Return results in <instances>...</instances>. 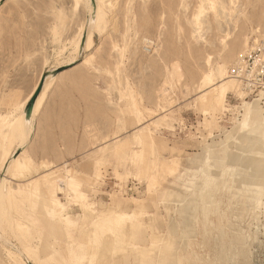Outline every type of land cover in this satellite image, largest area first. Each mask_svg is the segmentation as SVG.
<instances>
[{"label":"rangeland","instance_id":"obj_1","mask_svg":"<svg viewBox=\"0 0 264 264\" xmlns=\"http://www.w3.org/2000/svg\"><path fill=\"white\" fill-rule=\"evenodd\" d=\"M75 2L76 0H5L4 5L0 6V21L3 20L5 8H7L13 22L10 26L0 23V73L7 70L14 86L24 87L28 83L30 67L17 61L24 54L26 48L35 47L36 41L44 43L43 51L48 57H61L65 51L71 55L73 43L76 49L79 36L77 33L80 32V28L87 18L84 8L85 0H79L81 10L74 19H61L55 10L50 11L46 7L49 4L67 7ZM206 3L207 0H120L117 12L119 28L117 32L112 33L114 42H122L126 32L134 33L137 29L141 33L146 31L149 38L155 36L157 41L162 42L165 66L175 63L182 71V76L176 79L177 88L172 96L171 105L165 104L160 99L165 69L160 70L157 66L152 75H141V58L148 55L142 50V36L140 42L135 45L136 51L129 58L126 68L128 75L124 81L125 86L131 81L134 90H137L132 105L140 114V119L128 114L113 123L110 117H106L105 98L102 95V91L112 82L101 76L99 83L93 85L92 80L85 75V70L73 65L71 71L68 70L69 72L63 76L67 77V84L63 88H58L51 102L50 113H45L46 131L41 128V121L37 122L35 128L38 136L46 137L50 154L55 156L63 148V143L69 136L74 142L79 140L80 147L76 148L77 152L90 149L103 140H107L106 135L99 133L98 128L87 122L89 120L96 121L99 118L106 119V126L109 129V134L114 137V142L103 148H98L96 152H91L88 156H82L79 160L75 158L74 154H70L72 155L71 160L60 155L58 159L64 160L65 166L58 165L56 170L59 172L64 171L62 168L71 170L74 174L79 175L83 184H90L91 189L87 188L85 194L97 208L99 207L97 206L98 202L105 205L116 200L119 206L124 207L131 199H137L147 207L144 217L147 220H156L159 229L164 232H167L168 223L163 219L165 212L162 210L160 202L164 199V195L168 194L170 202L176 204L178 209H186V217L183 222L192 234V238L198 239V241L201 240L199 232L201 225L193 213L196 212L199 217L200 210L192 209L196 204L192 196L200 188L198 181L201 177V168L206 165L208 160H212L216 164L230 165V157H227V161L223 162L222 150L226 148L229 137H233V140L238 142L239 137L243 135L245 129L238 130V124L243 118L245 97L247 101L258 99L259 104L264 106V90L254 91L246 81L231 75L229 71L233 63L238 64L239 60L235 59L238 49L247 54L259 44L264 46V35L257 32L261 19L264 18V0H238V2L237 0H219V2L216 0V4L223 7L217 8L216 13L206 10V13L200 17V29H198L194 14L197 13L200 5L206 6ZM234 3L252 5L251 9L246 10V21L233 16L231 5ZM16 5H20L21 8H16ZM29 5L32 7H28ZM21 15L26 17V22L21 20ZM253 25H255V30ZM202 36L204 39L211 36L218 41L224 40L226 37L230 40L223 45L227 51L223 62V77L235 80L237 88L230 89L224 98H221L217 93L205 97L212 88L220 87L225 81L219 86L204 83L201 75L205 52ZM94 40L95 47L99 48L103 43L104 49L110 52L109 48L113 44L110 38L101 41L100 32L97 31ZM79 51L81 50L77 52ZM263 57L264 50L255 62L254 72L264 62ZM65 64L67 65V63ZM43 72L44 69L41 68V73L43 74ZM216 79H221L220 75L214 77L213 81ZM77 81L81 82L80 86L73 88L72 85ZM119 84L120 81L117 80L115 84H112V87L118 88ZM202 89L205 90L203 94H201ZM166 111L167 114L164 115ZM157 116L159 119H154ZM16 118L18 119L8 110L4 99L0 96V147L8 136L6 125L15 122ZM141 120H154V122L148 127L140 128ZM151 132L152 135H150ZM143 135L151 138L150 149L147 151H144L140 142ZM12 148L13 153L18 151L17 144H14ZM117 148L118 150H116ZM234 150L233 147L229 148L231 153ZM259 150L256 149L252 153H248L247 158L263 165L264 150ZM24 154V152L20 153L21 156ZM97 156L102 162H106L99 180L90 176V172L95 171V157ZM1 161L2 159H0V163ZM49 162L55 163L52 160ZM40 174L46 173L40 172ZM39 175L33 176V179ZM9 182L13 190L17 191V197L28 191L27 187L30 181L18 184ZM221 194L224 195L223 188ZM63 202H66V199L63 198ZM13 206L15 210H20L17 198ZM245 206L246 204L240 203L234 207L237 208L235 210L231 206L232 209L227 211V216L231 217L232 229H235V233L240 228L245 229V231L243 230L245 237L249 234L247 239L249 242L245 248H248L249 253H252L251 264H264V195L262 205L256 211L258 216L255 222L253 217L245 215ZM226 207L225 203L221 205V209ZM72 209L71 214L75 215L76 223L78 222V209L75 207ZM171 216L175 217L174 214ZM241 216L244 217L242 223L240 221L242 219H238ZM244 222L249 226H246ZM253 232L257 235V240H253L255 236ZM35 243L37 246L41 245L39 241ZM48 247L50 249V243H48ZM231 250L233 251L226 254L236 253L234 248ZM199 254L205 258L208 255H214L215 251L205 252L201 248ZM179 255L180 249L178 250ZM24 259L27 260L25 257ZM10 260L8 253L3 251V254L0 255V264H3L4 261L7 264ZM13 264L16 263L13 261Z\"/></svg>","mask_w":264,"mask_h":264},{"label":"bare ground","instance_id":"obj_2","mask_svg":"<svg viewBox=\"0 0 264 264\" xmlns=\"http://www.w3.org/2000/svg\"><path fill=\"white\" fill-rule=\"evenodd\" d=\"M85 2L88 5V15L80 28L75 50L83 51L89 47L88 31L92 33L91 44L95 47L96 29L101 26L107 32L105 39L110 38L115 43L112 33L117 32L119 28L117 12L120 0H97V3L102 5V14L97 18L95 26L92 24L93 17L90 14L91 5L88 0ZM211 4H216V0H207L206 6L200 5L197 13L194 14L198 29H200V17L206 13V10H211L208 7ZM213 12L216 13V10ZM72 66L71 63L65 64L60 70L66 69L57 72L55 77L52 72H48L45 79L63 77ZM163 72L160 99L165 104L171 105L172 96L177 88L176 79L173 80L169 75L167 66ZM234 88H237V82L227 77L220 87H214L208 93L206 92L205 97L217 93L224 98L226 93ZM244 99L243 118L238 124V130L245 129L243 135L239 137L238 142H235L233 137H229L226 148L222 150L223 162L230 157V165L216 164L208 160L201 168V177L198 181L200 188L192 196L196 203L192 209L200 210L199 217L196 212V214L193 213L201 225L200 241L192 238V234L183 222L186 209H178L176 204L170 202L168 194H165L160 202L165 212L163 219L168 223L167 232H164L159 229L156 220H147L144 217L147 207L137 199H131L124 207L119 206L116 200L105 205L98 202L97 208L85 194L87 188L91 189L90 184H83L79 175L62 168L64 171H60L61 173L55 170L40 174L29 182L28 191L21 193L20 197H17V191L13 190L9 181H3L0 178V255L6 251L8 257L16 264H27L29 259L32 260V264H251L252 253L245 248L249 242L247 241L249 234L245 237L243 235L245 229H238L234 225L238 229L235 233V229H232L231 217L227 216L229 209L244 203L246 204L245 215L253 217L255 222L258 216L256 211L262 205L264 195V164H257L253 159L247 158L248 153L256 149L264 150V106L259 104L258 99L252 101H247L246 97ZM26 108L22 110L21 115L17 116V120L14 119L15 122L6 125L8 136L0 147V159H2L0 167L6 156L13 154L12 146L17 144V152L20 154V146L32 135L34 129L27 122L34 119L33 112L31 118L27 119ZM34 109L35 106L33 111ZM148 111L151 112L149 109ZM140 142L144 151L150 149V137L143 135ZM5 145L6 153L3 151ZM232 147L235 149L233 153L229 151ZM16 198L20 210L14 209L13 204ZM63 198L66 202H63ZM224 203L227 207L221 209ZM74 207L79 213L76 223L75 215L71 214ZM171 214L175 217L172 218ZM242 216L238 218L242 219L241 223L244 219ZM247 224L246 226H249ZM256 236L255 234L253 240ZM36 241H39L41 245L37 246ZM48 243L51 245L50 249ZM201 248L205 252L215 251V254L204 258L202 254H199ZM232 248L236 253L226 254L232 252ZM3 264L6 262L4 261Z\"/></svg>","mask_w":264,"mask_h":264},{"label":"snow or ice","instance_id":"obj_3","mask_svg":"<svg viewBox=\"0 0 264 264\" xmlns=\"http://www.w3.org/2000/svg\"><path fill=\"white\" fill-rule=\"evenodd\" d=\"M5 0H0V6H3ZM91 5V16L92 24H97V18L102 14V5L97 3V0H88ZM16 8H21L20 5H16ZM28 7H32L29 5ZM50 11L55 10L56 14L61 19H74L81 10V4L79 0H76L74 4H69L67 7L57 4H49L46 6ZM208 7L215 11L218 7H223L218 4H211ZM252 5L246 3H234L231 5L233 16L239 17L240 20H247L246 10L251 9ZM88 5H85V15L87 12ZM203 8V6H202ZM199 19V17H197ZM21 20L26 22V17L21 15ZM239 23V21H237ZM4 26L12 25V20L9 17L7 8H5V14L3 20L0 21ZM255 30V25H253ZM100 32L101 41L107 36V32L101 26L96 29ZM261 35H264V18L261 19L260 28L257 30ZM79 35V33H77ZM143 36V52L148 55L141 58V69L143 76L152 75L157 66L160 70L165 69L164 63V51L162 42L157 41L155 36L148 37L147 32L141 33L139 29L136 32H126L122 42L113 43L110 46V52L104 49L103 43L100 47H94L91 44L92 33L87 32V38L89 41V47L83 51H75V44L73 43L72 54L65 51L61 57H48L43 49L44 43L42 41H36L35 47H28L22 56L19 57L17 62L29 65L30 76L26 86L16 87L14 86L8 74L5 70L0 73V96L4 99L8 110L12 112L13 116L21 115V112L26 107H31L35 104L33 111L34 119L28 121L27 124L33 127L31 137L26 143L20 146V151L25 154L21 156L19 152L13 153L10 156H6L3 161L2 167H0V178L3 181H11L13 184L27 183L33 179V176L39 175L40 172L48 173L55 171L57 166H65L64 160L58 159L60 155H63L65 159L71 160L74 154L75 158L79 160L82 156H88L91 152H96L98 148H103L108 144L114 142V137L109 134V129L106 126L107 120L99 118L96 121L89 120L88 123L92 124L93 127L99 129V133H103L108 138L103 140L100 144L94 145L90 149H85L82 152H77L76 148L80 147L79 140L75 142L69 136L63 143V148L60 149L57 155L53 156L50 154L48 144L46 143L45 136H38L35 131L36 121H41V128L46 131V123L44 122L45 113H50L51 102L54 94L57 93L58 88H63L67 84V77L54 78L46 80L48 72H52L53 76L65 63H71L74 66H79L82 70H85V75L92 80L93 85L99 83V78L104 76L108 78L112 83L102 91V95L105 98V110L106 117H110L113 123L118 122L120 118L125 115L131 114L136 119H140V114L135 110L132 105V100L136 98V91L134 90L131 81L125 86V77L127 73V63L129 58L136 51L135 45L138 44ZM205 52L204 61L202 62V77L204 83L212 84L213 86H219L221 83L227 80V77H223V62L226 55V50L223 47L226 42H230L229 38L224 40H217L211 36L204 39ZM245 53L242 50L236 51V59L242 60ZM41 68L44 69L43 74ZM169 75L173 80L182 76L181 69L175 63H169L167 65ZM229 71L235 74L238 69L233 63L229 68ZM261 74L264 75V69H261ZM220 75L221 79L213 78ZM119 80L120 84L118 88H113L112 84ZM212 81L211 83H209ZM80 81H77L73 88L80 86ZM210 90V89H208ZM205 90H201L203 94ZM167 114V111L164 115ZM154 119H159L157 116ZM154 120H141L139 125L140 128L148 127ZM87 131V129H85ZM3 151L7 152V146L5 145ZM55 161V163H49V161ZM96 165L95 171L90 172L95 180L101 178V174L106 166V162H102L100 157H95ZM119 179V176H117ZM8 264H13V261H9ZM27 264H32V260L29 259Z\"/></svg>","mask_w":264,"mask_h":264},{"label":"built area","instance_id":"obj_4","mask_svg":"<svg viewBox=\"0 0 264 264\" xmlns=\"http://www.w3.org/2000/svg\"><path fill=\"white\" fill-rule=\"evenodd\" d=\"M264 50L263 45H257L255 49L245 54L242 60L238 61L236 65L238 71L231 75L241 78L248 83L249 87H252L254 91L264 90V75L261 74V69H264V62L257 67L254 72L255 62Z\"/></svg>","mask_w":264,"mask_h":264},{"label":"water","instance_id":"obj_5","mask_svg":"<svg viewBox=\"0 0 264 264\" xmlns=\"http://www.w3.org/2000/svg\"><path fill=\"white\" fill-rule=\"evenodd\" d=\"M61 71L62 70H59L58 72H61ZM33 107H34V104L31 107H27L26 108V118L27 119L31 118V115H32V112H33Z\"/></svg>","mask_w":264,"mask_h":264}]
</instances>
